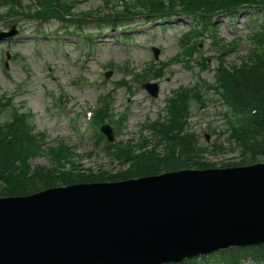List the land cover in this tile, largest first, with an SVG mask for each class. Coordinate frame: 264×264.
Here are the masks:
<instances>
[{
  "label": "rangeland",
  "instance_id": "rangeland-1",
  "mask_svg": "<svg viewBox=\"0 0 264 264\" xmlns=\"http://www.w3.org/2000/svg\"><path fill=\"white\" fill-rule=\"evenodd\" d=\"M107 1L109 2L105 4ZM121 1L71 2L75 5L73 12H81L95 6L101 10L112 6L118 8ZM259 8H239L236 16L220 15L217 18L221 36L226 39L243 37L237 50L225 58L226 66L240 60L239 57L250 47L247 34L252 29L251 22H257L263 17V6ZM130 21V26L120 23L123 25L108 26L99 31L100 28H95L94 23L84 24L83 28L77 30L74 24L64 28L53 20L39 25L33 20L21 18L15 24L17 34L0 41V94H15L13 101L23 103L33 115L36 129L46 132L47 144H54L61 137L74 153L61 159L59 163L50 161L44 151L33 154L27 160L31 168L42 166L48 172L62 177L82 173L89 179L105 175L123 177L127 175L128 169L137 168L136 163L129 160L121 163L116 158H111L103 148L97 147L93 129L86 123L84 111L95 105L100 86L108 89L120 77L128 79L131 84L129 89L122 86L116 88L111 95L114 115L123 112L122 128L115 140L137 141L140 135H151L149 129L142 131V127L147 121L158 117L164 108L165 99L174 89L192 84L197 77L207 81L213 79L210 70L198 74L196 66L188 68L182 62L172 61L163 77L156 81L157 95H149L139 83L132 81V73L143 70L152 60H170L178 50V38L190 23L183 14H173L165 22H147L142 17L132 18ZM8 27L0 22V30H7ZM125 32L129 34L127 37L123 35ZM87 35L92 37L90 43L84 39ZM152 47L158 48L157 59L153 57ZM199 53L206 56L212 53L208 36H204L199 42ZM214 66L215 61L211 59L210 69ZM108 71L110 74L105 77L104 72ZM214 92L210 93L217 97ZM57 95L68 100L62 112L49 109ZM224 112L225 107L219 101L191 105L189 124L195 134L197 146L211 148L214 142L227 146L226 134L222 133L226 127ZM71 117L74 118L73 124L69 120ZM104 119L106 120L105 116ZM151 141L153 142V138ZM104 144L105 139H101L100 146ZM152 144L147 147H152L151 149H146L151 150L148 151L149 154L163 153L161 146ZM240 157V151L234 149L223 153L204 151L201 155H194L193 159L228 166L240 163ZM242 264L254 263L246 260Z\"/></svg>",
  "mask_w": 264,
  "mask_h": 264
},
{
  "label": "water",
  "instance_id": "water-1",
  "mask_svg": "<svg viewBox=\"0 0 264 264\" xmlns=\"http://www.w3.org/2000/svg\"><path fill=\"white\" fill-rule=\"evenodd\" d=\"M261 242L264 162L0 197V264H164Z\"/></svg>",
  "mask_w": 264,
  "mask_h": 264
},
{
  "label": "trees",
  "instance_id": "trees-1",
  "mask_svg": "<svg viewBox=\"0 0 264 264\" xmlns=\"http://www.w3.org/2000/svg\"><path fill=\"white\" fill-rule=\"evenodd\" d=\"M138 1L146 2L143 7L147 11L144 12L151 16L168 13L176 7L194 15V22L199 24L201 29L193 27L182 34L181 43L188 48V54L197 48L193 39L194 35L199 34L200 31L204 34L213 30V26H210V16L213 13L233 10L242 4L264 3V0ZM36 2L41 10L47 11L46 14L52 16V14H59L60 9L65 10L67 0H36ZM8 4L10 9L16 5V3ZM126 7H129L128 3H125V12H122V15L116 11L113 15H108L116 20V18L127 14ZM102 18L98 17L97 20ZM213 34L216 32L213 31ZM255 41L256 43L249 48L248 53L242 57L240 63H233L226 69L222 65L223 59H219L215 74L217 84L221 88L220 94L228 103L225 112L227 138L229 143L233 140L235 146L239 148L241 163H251L264 158V36L261 35ZM213 43L216 47L219 45L216 40H213ZM225 48H228V45L220 53L221 57L226 52ZM151 72L155 76H159L162 69ZM144 76H147V73ZM199 99H203L199 85L192 89H179L175 96L168 99L166 115L152 124L155 135L152 146H162V154H149L148 151L151 150L146 149L152 147H146L147 141L138 146L127 143L126 149H122L116 156L121 163L135 162L137 168L128 169L127 175L123 177L105 175L104 177L89 179L84 173L62 177L60 174L48 172L49 170L43 169L42 166L35 169L31 168L27 160L31 155L38 153L40 149L37 137L30 134V128L26 122L27 115L12 107L9 99L0 96V113L4 109L12 108L9 118L0 124V196L23 195L60 184L149 175L189 166L197 168L213 166L214 164L193 159L194 155H201L206 150L203 147L195 146L196 140L188 129L187 118L190 113V103L191 101H200ZM207 99L212 100V98ZM137 147L138 151H136ZM222 151H224L223 148L218 146H214L211 150L212 153ZM67 156L66 149L62 151L50 150L51 159L58 161V163ZM210 257L214 261H224L230 264H238L241 259L250 258L255 263L260 264L261 262L264 263V244L240 249L231 248L210 255ZM198 263L197 260L190 259L174 264Z\"/></svg>",
  "mask_w": 264,
  "mask_h": 264
}]
</instances>
